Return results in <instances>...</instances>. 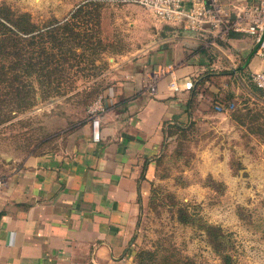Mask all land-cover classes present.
Segmentation results:
<instances>
[{
	"label": "rangeland",
	"instance_id": "1",
	"mask_svg": "<svg viewBox=\"0 0 264 264\" xmlns=\"http://www.w3.org/2000/svg\"><path fill=\"white\" fill-rule=\"evenodd\" d=\"M80 1L0 3L28 11L42 23L63 17ZM98 1L102 43L93 65L81 61L85 69L71 72L62 92L48 98L37 93L30 109L12 112L0 123V159L63 148L82 128L94 96L113 82L120 60L137 58L148 48L150 18L153 28L167 31L168 42L180 40L196 72L212 76L206 84L225 105L215 107L214 95L201 89L187 125L168 130L133 236L132 264H220L199 227L203 221L227 233L234 264H264V91L250 75L261 65L259 55L250 56V68L242 65L247 50L227 38L190 29L193 34H183L181 25L162 22L135 0ZM86 91L91 94L85 103ZM208 178L218 185L207 184ZM180 205L187 208L189 223L179 220Z\"/></svg>",
	"mask_w": 264,
	"mask_h": 264
},
{
	"label": "crops",
	"instance_id": "2",
	"mask_svg": "<svg viewBox=\"0 0 264 264\" xmlns=\"http://www.w3.org/2000/svg\"><path fill=\"white\" fill-rule=\"evenodd\" d=\"M221 1L236 9L257 0ZM148 20V48L120 60L102 92L98 141L87 117L63 148L0 159V264H132L133 236L166 128L190 121L191 89L201 75L180 40L168 42L167 31ZM227 39L247 50L242 65L249 66L254 37L235 31ZM169 63L180 82L190 78L193 86L173 90L165 74L150 93L151 73ZM262 67L261 59L252 71Z\"/></svg>",
	"mask_w": 264,
	"mask_h": 264
},
{
	"label": "trees",
	"instance_id": "3",
	"mask_svg": "<svg viewBox=\"0 0 264 264\" xmlns=\"http://www.w3.org/2000/svg\"><path fill=\"white\" fill-rule=\"evenodd\" d=\"M100 23L98 0H81L63 17L51 16L42 23L33 21L28 11H17L0 3V123L9 119L12 112L30 109L36 102L37 93L41 98H48L62 92L63 82L71 77V72L85 69L80 65L81 61L93 65L98 54L96 47L102 43ZM74 65L79 68H73ZM209 77L212 76L201 74L194 82L189 102L191 116L196 100L203 96V89L214 95L215 107L224 108L225 104L215 98L218 92L214 93L215 90H210L206 84ZM90 94L85 92V103ZM186 125L187 122L169 123L166 136L169 129ZM218 183L208 178L207 184L212 187ZM176 211L181 222L189 223L185 206H177ZM199 227L220 255V264H234L230 238L223 228L207 221L201 222Z\"/></svg>",
	"mask_w": 264,
	"mask_h": 264
},
{
	"label": "built area",
	"instance_id": "4",
	"mask_svg": "<svg viewBox=\"0 0 264 264\" xmlns=\"http://www.w3.org/2000/svg\"><path fill=\"white\" fill-rule=\"evenodd\" d=\"M154 17L182 25L193 32L207 30L211 38H227L230 32H245L254 37L256 53L263 60V67L251 72V80L264 91V0L244 3L233 9L221 0H135ZM171 63L159 66L150 75L148 89L154 94L160 77L169 74L168 85L173 90L190 89L193 81L180 82ZM104 94L99 93L87 106L90 133L94 141L100 138V118L105 110Z\"/></svg>",
	"mask_w": 264,
	"mask_h": 264
}]
</instances>
